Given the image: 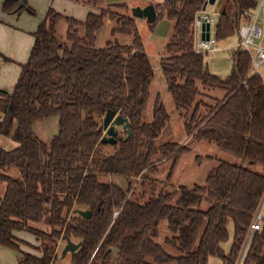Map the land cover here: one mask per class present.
I'll use <instances>...</instances> for the list:
<instances>
[{
	"label": "trees",
	"instance_id": "16d2710c",
	"mask_svg": "<svg viewBox=\"0 0 264 264\" xmlns=\"http://www.w3.org/2000/svg\"><path fill=\"white\" fill-rule=\"evenodd\" d=\"M207 1L164 0L155 6L152 31L159 20L173 23L161 71L191 139L264 168V85L250 73V56L234 48L231 73L221 78L210 72L205 54L194 50L195 18ZM257 5L258 0H224L217 41L238 35L245 13ZM18 6L8 1L3 9L10 13ZM24 10L34 14L27 0L17 13ZM129 11L125 4H108L80 22L50 8L13 92L0 90V138L18 144L13 150L0 146V246L21 253L23 264H55L59 243L68 240L80 244L69 254L71 264H208L211 257L238 264L264 200V174L206 156L198 162L217 164L203 185L169 191L145 175L167 161L175 167L189 148L157 145L170 120L161 96L152 122L144 121L155 70ZM106 19L113 23L112 38L98 47ZM61 21L67 24L64 37L58 34ZM108 111L129 121V130H116L115 144L102 143ZM52 118L58 119V134L44 142L34 126ZM102 176L124 177L127 186L102 182ZM141 176L142 191L136 193L132 186ZM80 211L92 214L85 218ZM164 221L169 235L160 243ZM230 224L234 237L226 253L221 245L230 239ZM21 231L40 242V257L20 249ZM242 264H264V231L255 234Z\"/></svg>",
	"mask_w": 264,
	"mask_h": 264
},
{
	"label": "rangeland",
	"instance_id": "374dc122",
	"mask_svg": "<svg viewBox=\"0 0 264 264\" xmlns=\"http://www.w3.org/2000/svg\"><path fill=\"white\" fill-rule=\"evenodd\" d=\"M35 1L38 3V7H36V13L34 15H29L26 12L24 14H27L28 16H24L21 19V22L25 24L27 27L31 26L32 24L37 22V19L42 16L41 11V2L42 0H29V2ZM70 2H74V0H66ZM105 1L107 0H100L99 5L101 6L105 4ZM145 0H117L116 2L123 3L127 5L130 8H136V4L138 2H144ZM155 4H161L164 2V0H151ZM216 6H208V10L213 11L215 8L216 10L220 11V7ZM132 9L129 11V13H132ZM44 17V16H43ZM214 19L216 22L219 20L218 16H214ZM140 20V19H139ZM60 28L58 29V34H61L63 32V26L66 27L65 22L59 23ZM171 22L167 19L159 20L156 24V29L159 30V36L157 34H154V30L152 31L149 27V24L147 22H141L140 26V33L145 45L146 52L151 60V63L153 65V68L155 70V79L153 81V84L151 86V96L149 103L147 105L146 111L144 113V121L145 123H150L153 120V107L154 103L158 96H161L162 102L170 116V120L163 130L161 136L157 140V145H162L167 142H175L180 145H186L189 148V152L183 154L175 167H173V162L167 161L160 165H158V172L157 173H145V175L149 176L152 180H154L159 189H167L169 191L178 190L179 187H192L194 184H201L203 185L205 183V180L208 176L209 171L213 166L217 164V161H209V160H203L201 163L198 162V157H206L211 156L216 159H221L224 161L232 162L235 164H240L246 168H249L251 170H254L258 173L264 174V168L252 164L248 161H244L241 159H238L237 157L233 156L232 154H229L227 152L219 150L217 147H215L213 144L204 143V142H198L191 139L185 129V123L183 119L178 114L173 101L172 97L168 91L167 84L164 78V75L161 71V59L164 55L165 48L167 44L170 42L171 39ZM166 31L167 33L164 34L159 29ZM113 27V23L109 20H105L104 27L98 32V41L97 46L98 47H104L108 41L111 40V29ZM66 29V28H65ZM31 34L30 32H28ZM161 33H163L161 35ZM32 40L33 43L35 42L34 36L28 35ZM130 37H124L119 36V40L126 43L129 42ZM238 39V35H234L224 41L219 42L220 48L215 53H207L205 54V61L208 64L209 70L212 74L217 75L219 77H226L227 74L229 75L232 70V54H233V45L236 43ZM34 46V44L32 45ZM17 47L20 48V42L17 43ZM32 48L29 49V54L27 57V60L25 63L28 62L30 53L32 51ZM18 62V61H16ZM24 63V64H25ZM23 64L17 63L15 64V68H8L5 66L0 67V88L2 90H7L10 87L13 86V89L11 92H13L16 83L20 77L22 66ZM257 72L260 77L264 80V65L258 70ZM18 73L17 77L16 74ZM17 78V81H15ZM15 81V84H14ZM207 92V94L211 93L213 97L220 98L222 97V94L220 91H210V90H204ZM122 133L123 129L122 127H117L116 130ZM34 133L35 135L41 139L44 142H50L57 134H58V119L52 118L43 122H39L34 126ZM104 135H106V132L104 131ZM0 146L5 148L6 150H13L18 147V144L14 142L13 140L1 137L0 138ZM111 151V150H110ZM109 151V152H110ZM174 169L172 178L168 181V174L170 173V170ZM145 177V176H143ZM143 177L141 176L139 179H136L132 188L136 193H140L141 186L140 184L144 181ZM102 182H111L114 184L119 185L122 188H126L127 182L124 177L119 176H109V177H101ZM166 225L167 223L164 221L161 224V235L159 237L163 239L164 236L169 235V232L167 229L164 228L163 225ZM40 229H47L44 226H39ZM165 232L166 234H164ZM230 240V239H229ZM20 249L26 253V254H33L36 253L37 248L34 246V244L28 243L22 239H18L17 241ZM162 243V242H160ZM66 246L65 242H60L58 245L57 250V258L55 261V264H71V258L69 254L66 256L63 255L64 248ZM165 249L167 252H170L172 249L165 246ZM39 252V251H38ZM172 254L176 253L174 251L171 252ZM213 259H216V263L219 264V258L213 257ZM0 263L2 264H22L20 262V255L15 253L12 250H1L0 249Z\"/></svg>",
	"mask_w": 264,
	"mask_h": 264
},
{
	"label": "crops",
	"instance_id": "0c3cea01",
	"mask_svg": "<svg viewBox=\"0 0 264 264\" xmlns=\"http://www.w3.org/2000/svg\"><path fill=\"white\" fill-rule=\"evenodd\" d=\"M28 1L29 0H27V4H28L29 8H31L35 14L36 13V7H38V3L35 1H32V2L30 1L28 3ZM116 1L117 0H107V1H105L104 5L101 4V6H97V5L91 4L92 0H74V2H70V1H66V0H42V2H41L42 16H40L37 19L36 23L27 27L25 24H23L21 22V19L24 16H28L27 14L30 15V13L28 11H25V10L22 11L21 13H17L16 10H14L13 12H10V13L5 12L3 9L4 4H5V0H0V67L5 66V67H8L11 69V68H15V64H17V63L24 65V63L27 60L28 54H29L28 53L29 49H31V47H33L32 45L34 44L33 40H32L33 38L31 39L28 35L32 34L34 36V33L37 31L38 27L40 26V24L45 19L47 11L50 8L54 9L56 12H58L64 16L74 18L75 20L80 21V22H84L87 19L89 14L99 15V14H101L102 10L107 7L108 4L119 3ZM119 1H122V0H119ZM121 4H123V3H121ZM148 5L156 6L159 4H155L151 0H145L144 2H138L136 4V7L144 8ZM129 9L131 10L132 8L129 7ZM24 12H26L27 14H24ZM34 14H31V15H34ZM61 22H64V21H61ZM137 22L139 24V29H140L141 22H146V21L137 19ZM171 24L172 25L170 28H171V33H172L173 23L171 22ZM60 26H62V25L59 24L58 29L60 28ZM65 28L63 26V32L61 34H59L62 37H64L66 34L67 24H66ZM159 29H160V26H159ZM160 31H162L163 33L165 32L164 34L167 33L166 31H164L162 29H160ZM28 32H30L31 34H29ZM154 32H155L154 34H157L159 36L158 28L156 29V27H155ZM163 33H161V35ZM18 42H20V48L17 47ZM16 61H18V62H16ZM17 75H18V73L16 74V77H17ZM227 76H228V74H227ZM226 77H222V78H226ZM15 81H17V78ZM15 81H14V84H15ZM0 87H2V86H0ZM12 89H13V86L7 90L4 89L3 91L11 93ZM0 90H2V88H0ZM204 143H206V142H204ZM163 226L165 229L168 230L167 224L166 225L164 224ZM228 229H229V234H230V240L221 245L223 250L226 253H229V251L231 250L232 243H233V237H234L233 225L230 224ZM163 233L166 234L165 232H163ZM16 237H17V240L22 239L28 243L34 244V246H36V248L38 246H40V242L37 240V238L27 231L16 232ZM165 237L166 236H164L163 239L160 238L161 241H159V242H163ZM0 249L4 250V251H5V249L8 251L12 250V249L4 247V246H0ZM12 251H14L18 255H20V262L22 263V261H21L22 254L18 253L15 250H12ZM172 251L173 250H171L169 253H171ZM29 254H31V253H29ZM31 255H35L37 257H40L41 253L36 251V253H33ZM0 264H2V263H0ZM208 264H217L216 259H213V257H211L209 259ZM219 264H222L221 260L219 261Z\"/></svg>",
	"mask_w": 264,
	"mask_h": 264
},
{
	"label": "built area",
	"instance_id": "2783aa9c",
	"mask_svg": "<svg viewBox=\"0 0 264 264\" xmlns=\"http://www.w3.org/2000/svg\"><path fill=\"white\" fill-rule=\"evenodd\" d=\"M220 15V12L216 8L210 11L208 7L197 14L194 23V50L196 53L211 54L220 48V44L216 39L218 21L216 22L214 19V16L219 17ZM207 26H209V30H206ZM232 47L240 48L248 53L251 58L250 73L259 75L257 72L264 65V0H258L257 7L245 13L238 31V39ZM262 81L264 85V80L262 79ZM263 226L264 200L253 217V222L238 264H242L253 237L257 232L263 231Z\"/></svg>",
	"mask_w": 264,
	"mask_h": 264
},
{
	"label": "water",
	"instance_id": "95a60500",
	"mask_svg": "<svg viewBox=\"0 0 264 264\" xmlns=\"http://www.w3.org/2000/svg\"><path fill=\"white\" fill-rule=\"evenodd\" d=\"M8 1H17L19 2V6L16 8V11L23 8L25 6V0H5ZM224 0H208L207 3L204 5L203 10H206L209 5L211 6H218L223 3ZM217 7V8H218ZM224 12H222L223 14ZM221 14V12H220ZM157 11L154 5H148L144 8L136 7L132 9V16L136 19L145 20L148 24H154L157 19ZM206 30H209V26H207ZM204 38V35H203ZM208 38V35H207ZM117 127H122L124 130H129V121L123 118L120 115H117L114 111H108L102 125V129L106 132V135L102 139V143L106 144H115L117 142ZM79 214L82 217L89 218L91 216V211H80ZM264 231V226H263ZM80 244H76L71 240H68L66 246L63 251V255L66 256L67 254L74 253L77 249H79ZM114 257L117 256V253L114 249H112Z\"/></svg>",
	"mask_w": 264,
	"mask_h": 264
}]
</instances>
